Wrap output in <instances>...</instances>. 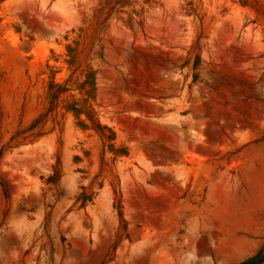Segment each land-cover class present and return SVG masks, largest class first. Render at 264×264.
Wrapping results in <instances>:
<instances>
[{"label":"rangeland","instance_id":"obj_1","mask_svg":"<svg viewBox=\"0 0 264 264\" xmlns=\"http://www.w3.org/2000/svg\"><path fill=\"white\" fill-rule=\"evenodd\" d=\"M261 249L264 0H0V264Z\"/></svg>","mask_w":264,"mask_h":264},{"label":"trees","instance_id":"obj_2","mask_svg":"<svg viewBox=\"0 0 264 264\" xmlns=\"http://www.w3.org/2000/svg\"><path fill=\"white\" fill-rule=\"evenodd\" d=\"M264 261V249L259 250L255 255L238 262L237 264H260Z\"/></svg>","mask_w":264,"mask_h":264}]
</instances>
